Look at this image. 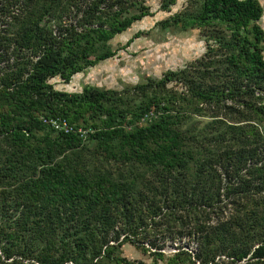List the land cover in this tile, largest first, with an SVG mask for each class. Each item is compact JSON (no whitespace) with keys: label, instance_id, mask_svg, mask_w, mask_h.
<instances>
[{"label":"trees","instance_id":"trees-1","mask_svg":"<svg viewBox=\"0 0 264 264\" xmlns=\"http://www.w3.org/2000/svg\"><path fill=\"white\" fill-rule=\"evenodd\" d=\"M151 15L147 0H0V264H134L128 242L152 256L139 264H264L261 0H187L160 20L206 40L161 77L51 82L114 57Z\"/></svg>","mask_w":264,"mask_h":264},{"label":"rangeland","instance_id":"rangeland-1","mask_svg":"<svg viewBox=\"0 0 264 264\" xmlns=\"http://www.w3.org/2000/svg\"><path fill=\"white\" fill-rule=\"evenodd\" d=\"M261 2L264 5V0ZM147 3L151 6L153 15L135 22L112 39L113 47L120 48L114 57L74 75L69 83L60 77L53 78L51 82L55 87L66 91H81L86 85L122 89L127 85L142 82L149 76L161 77L165 71L180 68L204 54L206 40L200 29L191 28L186 31L175 28L163 29L159 24L160 20L182 11L187 0H178L171 11L161 10V0H147ZM260 23L264 27V16ZM138 32L142 34L126 48H121ZM176 243H169L163 249L166 255H171L175 251ZM122 254L128 259L136 260L134 264L152 261L149 252H143L131 242L123 245ZM158 264L167 263L159 260Z\"/></svg>","mask_w":264,"mask_h":264},{"label":"built area","instance_id":"built-area-1","mask_svg":"<svg viewBox=\"0 0 264 264\" xmlns=\"http://www.w3.org/2000/svg\"><path fill=\"white\" fill-rule=\"evenodd\" d=\"M44 122L50 124L53 128H55L58 131L71 132L75 130L74 127L65 118H62L60 116L44 117ZM77 131L82 136H85V137L88 132V130L83 129V128H79L77 129ZM174 246L176 248V245ZM192 248L195 249V245H193ZM177 250L178 249L176 248L174 252H176Z\"/></svg>","mask_w":264,"mask_h":264}]
</instances>
